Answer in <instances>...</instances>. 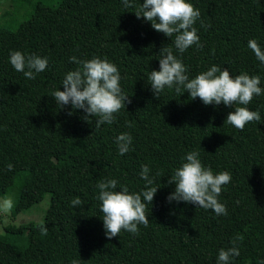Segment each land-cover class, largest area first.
<instances>
[{
	"label": "trees",
	"instance_id": "16d2710c",
	"mask_svg": "<svg viewBox=\"0 0 264 264\" xmlns=\"http://www.w3.org/2000/svg\"><path fill=\"white\" fill-rule=\"evenodd\" d=\"M143 2L35 0L14 29L0 23V194L16 186V212L50 192L41 221L4 226L0 264H217L219 250L233 246L240 254L229 264H264V63L247 46L254 39L264 51V0H186L200 12L193 25L200 47L183 53L175 34L167 37L137 18ZM165 47L189 79L216 65L233 78L259 76L262 93L232 107L204 105L174 88L156 97L148 77L159 70ZM14 51L46 58V69L26 78L9 62ZM71 57L118 68L130 103L113 123L96 127L98 117L85 119L82 109L56 104L52 93L63 91L66 74L81 67ZM239 106L258 111L261 120L243 130L229 125L227 114ZM122 133L132 137L124 155L116 143ZM192 151L214 175H231L217 197L227 215L167 200L175 190L170 177ZM142 165L153 180L148 187L157 188L146 202L149 223L108 239L97 185L114 179L117 191L141 193ZM77 197L83 203L73 206ZM22 237L26 244L17 246Z\"/></svg>",
	"mask_w": 264,
	"mask_h": 264
},
{
	"label": "clouds",
	"instance_id": "9594fccd",
	"mask_svg": "<svg viewBox=\"0 0 264 264\" xmlns=\"http://www.w3.org/2000/svg\"><path fill=\"white\" fill-rule=\"evenodd\" d=\"M125 7H131L129 0H123ZM137 18L151 22L156 32L163 33L167 37L175 34L174 46L183 53L193 44L199 45L197 30L193 27L199 19L200 12L186 0H144ZM248 48L255 57L264 63V51L261 50L256 40L248 41ZM163 55L159 59V70H153L148 77L151 89L156 97L165 89H173L182 94L187 91L191 99L199 98L204 105H220L232 107L236 105H248L254 96L262 93L259 76L240 74L235 78L227 69L213 65L209 70L202 72L189 79L186 67L173 55L172 49L165 47ZM72 62L81 65L74 71H69L62 81L63 91L55 90L52 93L56 104L60 107L71 105L72 109H82L85 119L98 117L96 127L114 122V113L125 108V101L130 103L128 96L124 95L120 86V73L118 68L100 58L88 61H77L71 57ZM9 62L17 71L23 73L28 79H34L36 73L43 72L48 64L46 58L36 55L25 56L19 51L10 54ZM71 115V112L69 113ZM226 122L238 130H243L249 122L261 120L258 111H251L247 107L239 106L226 116ZM132 137L122 133L116 138L120 155L129 151ZM199 157V153L192 151L184 157L186 162L175 170L170 177L169 183L175 184V190L167 200L183 201L196 205L205 210L211 209L216 215H227L225 205L218 202L222 186L231 180L228 172L213 174L210 168H205ZM13 166L8 165L9 170ZM149 168L142 165L141 178L146 182V190L141 193L129 194L126 187L117 191V181L107 180L100 182L98 200L101 202L100 210L103 214V226L108 239L118 237L121 230L131 233L138 232V225L147 227L149 219L146 216V202L153 201L157 188L148 187L153 184L149 178ZM143 198V199H142ZM83 203L80 198L71 201L73 206ZM9 207L11 206L9 202ZM45 234L47 228L41 229ZM243 236H237L236 240L242 241ZM235 245V241H233ZM239 250L233 246L220 249L217 264H229L231 257L239 256ZM75 264V262H73Z\"/></svg>",
	"mask_w": 264,
	"mask_h": 264
},
{
	"label": "rangeland",
	"instance_id": "374dc122",
	"mask_svg": "<svg viewBox=\"0 0 264 264\" xmlns=\"http://www.w3.org/2000/svg\"><path fill=\"white\" fill-rule=\"evenodd\" d=\"M34 2L35 0H0V23L6 24L9 29H14L17 22L29 14ZM15 190L16 186L12 185L5 194H0V234H4V226L7 224L41 221L49 203L50 192L47 191L40 200L35 201L29 207L12 212ZM24 244H26L24 237L16 242L17 246Z\"/></svg>",
	"mask_w": 264,
	"mask_h": 264
}]
</instances>
